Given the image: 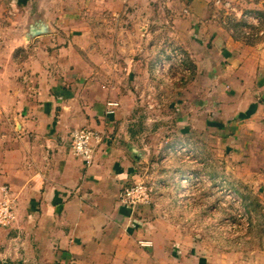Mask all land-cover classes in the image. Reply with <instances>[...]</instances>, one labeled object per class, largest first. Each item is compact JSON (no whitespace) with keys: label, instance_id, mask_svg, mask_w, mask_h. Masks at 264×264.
Returning <instances> with one entry per match:
<instances>
[{"label":"crops","instance_id":"1","mask_svg":"<svg viewBox=\"0 0 264 264\" xmlns=\"http://www.w3.org/2000/svg\"><path fill=\"white\" fill-rule=\"evenodd\" d=\"M162 7L179 19L174 35L194 67L191 131L229 154L232 179L264 210V29L228 20L261 24L264 0H0V204L12 214L0 226V264H264V249H213L156 208L120 202L140 155L122 122L129 95L99 75L93 21ZM79 128L104 135L89 165L70 151Z\"/></svg>","mask_w":264,"mask_h":264},{"label":"rangeland","instance_id":"2","mask_svg":"<svg viewBox=\"0 0 264 264\" xmlns=\"http://www.w3.org/2000/svg\"><path fill=\"white\" fill-rule=\"evenodd\" d=\"M160 10L156 17L93 21L99 75L106 86L129 95L122 122L140 155L136 183L151 185L150 206L181 234L217 250H263L259 197L232 179L229 154L188 125L185 90L194 67L174 35L179 19ZM249 17L241 23L228 19L230 28L264 29L263 20L255 24Z\"/></svg>","mask_w":264,"mask_h":264},{"label":"built area","instance_id":"3","mask_svg":"<svg viewBox=\"0 0 264 264\" xmlns=\"http://www.w3.org/2000/svg\"><path fill=\"white\" fill-rule=\"evenodd\" d=\"M104 135L91 128L74 129L70 133V151L81 157L89 165L94 155V145L100 143ZM153 188L149 184L133 183L124 187L120 194V202L127 207L150 206ZM12 219L6 199L0 204V226H5Z\"/></svg>","mask_w":264,"mask_h":264},{"label":"water","instance_id":"4","mask_svg":"<svg viewBox=\"0 0 264 264\" xmlns=\"http://www.w3.org/2000/svg\"><path fill=\"white\" fill-rule=\"evenodd\" d=\"M40 32H44V27H41L40 29H31V35L32 34H37V33H40Z\"/></svg>","mask_w":264,"mask_h":264}]
</instances>
